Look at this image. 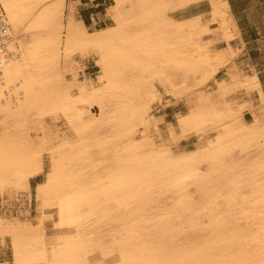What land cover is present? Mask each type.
Here are the masks:
<instances>
[{
    "label": "bare ground",
    "instance_id": "obj_1",
    "mask_svg": "<svg viewBox=\"0 0 264 264\" xmlns=\"http://www.w3.org/2000/svg\"><path fill=\"white\" fill-rule=\"evenodd\" d=\"M4 2L37 7L32 32L0 40V199L45 179L33 219L0 217V264H259L264 112L238 96H261L262 85L230 66L239 31L229 0H112L103 28L69 0H0L5 20ZM77 59L94 62V78L78 77ZM165 96L186 97L187 111L162 131L149 118ZM58 120L66 132L54 139Z\"/></svg>",
    "mask_w": 264,
    "mask_h": 264
},
{
    "label": "rangeland",
    "instance_id": "obj_2",
    "mask_svg": "<svg viewBox=\"0 0 264 264\" xmlns=\"http://www.w3.org/2000/svg\"><path fill=\"white\" fill-rule=\"evenodd\" d=\"M69 3L74 7L77 17L80 20H84L86 25L91 26L92 24L95 23L97 24V28H103L107 25H110L111 21L109 20V18L106 17L105 10L112 3V0H97L95 2H91V0H82V3L77 2V0H69ZM202 5H205V7L203 8L204 10H208L209 6L207 3H204ZM231 16H232V13H231ZM218 47H222V45H219ZM237 55H238V52H237ZM230 66L232 68L236 67L237 70L242 71L245 74H255L256 73V71L254 70L245 71L243 69H240L238 65L236 64L235 59L230 63ZM73 67H74V70H76L75 72L77 73L80 79H82L84 75L94 78L97 72L96 65L90 59L85 60V61L81 59H77V62L73 64ZM228 70L229 69H227V71L226 69L223 70L222 73H220L213 80L215 82L226 81L229 78L227 75ZM213 80L211 81V83L209 82L207 85H205V87H202L203 90H205L206 92H210L211 90L215 89ZM238 101L240 103L241 102L245 103L246 101L247 102L252 101V104H253L252 111L253 112L258 113V114L261 113L262 111L264 112V104L261 100L260 94L257 92L242 93V94L240 93L238 96ZM185 103H186V97L175 98V97L165 96L162 102L156 103L154 105L153 111L149 119L151 120V117H153V118L163 121L164 123L162 122V131H165L166 126L168 124L176 121L178 114L187 111V107ZM252 111H248L245 116L248 121L252 119V116H253L251 115ZM94 113L97 114L98 110H94ZM48 129L52 131L51 136L54 139L61 138L66 132V127L62 120L56 121L55 125L49 122ZM202 137L203 136H200V137L197 136V137H189V138L183 139L179 142V147L180 149L184 151L194 150L199 145L200 141L203 139ZM48 165H49V158L47 157L46 166ZM44 179H45V174H41L39 177L34 179L32 181V186H31L30 191L27 192L26 194L19 195L18 198L8 199L6 197L4 201L3 199H0V217L9 216L8 218L15 217L17 219L20 218L21 220L33 219V217L36 214L37 183L44 181ZM49 228H50V231H54L56 229L54 225H50ZM193 238L198 240L200 236H193ZM5 256L9 258L10 253L9 252L3 253L2 257H5Z\"/></svg>",
    "mask_w": 264,
    "mask_h": 264
},
{
    "label": "crops",
    "instance_id": "obj_3",
    "mask_svg": "<svg viewBox=\"0 0 264 264\" xmlns=\"http://www.w3.org/2000/svg\"><path fill=\"white\" fill-rule=\"evenodd\" d=\"M229 4L239 31V37L232 41L233 48L238 50L235 62L240 69L256 71L264 89V0H229ZM204 7L199 5L195 9Z\"/></svg>",
    "mask_w": 264,
    "mask_h": 264
},
{
    "label": "snow or ice",
    "instance_id": "obj_4",
    "mask_svg": "<svg viewBox=\"0 0 264 264\" xmlns=\"http://www.w3.org/2000/svg\"><path fill=\"white\" fill-rule=\"evenodd\" d=\"M187 4L179 5V7H187ZM37 6L31 5H20L16 3L4 2L2 4V10L7 14L5 16L4 24L8 31L5 32V35H9L11 30H15L17 34H24L32 32V18L35 15V12H30V9H33ZM164 7L175 8L177 5H165ZM23 8L25 11L21 14L16 11V9ZM261 99L264 100V89L261 90ZM175 136V133L172 134ZM9 138H5V143L3 150L5 153V160L8 161V155L11 149V146L8 143ZM55 251V249L53 250ZM19 264V261L17 262ZM56 264V262H53ZM67 264H93L92 261H84L79 259H72L67 262ZM98 264H103V262H98ZM204 264H247L246 261H206ZM259 264H264V259H261Z\"/></svg>",
    "mask_w": 264,
    "mask_h": 264
},
{
    "label": "built area",
    "instance_id": "obj_5",
    "mask_svg": "<svg viewBox=\"0 0 264 264\" xmlns=\"http://www.w3.org/2000/svg\"><path fill=\"white\" fill-rule=\"evenodd\" d=\"M6 27L4 24V19H3V13L0 10V40L4 39L6 37L5 32H6Z\"/></svg>",
    "mask_w": 264,
    "mask_h": 264
}]
</instances>
